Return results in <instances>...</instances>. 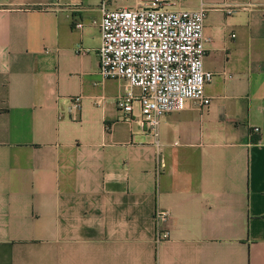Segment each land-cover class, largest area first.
<instances>
[{
	"label": "crops",
	"instance_id": "0c3cea01",
	"mask_svg": "<svg viewBox=\"0 0 264 264\" xmlns=\"http://www.w3.org/2000/svg\"><path fill=\"white\" fill-rule=\"evenodd\" d=\"M201 6L212 100L156 143L99 74L116 0H0V264H264V0Z\"/></svg>",
	"mask_w": 264,
	"mask_h": 264
},
{
	"label": "built area",
	"instance_id": "2783aa9c",
	"mask_svg": "<svg viewBox=\"0 0 264 264\" xmlns=\"http://www.w3.org/2000/svg\"><path fill=\"white\" fill-rule=\"evenodd\" d=\"M134 1L133 7L102 9L99 74L121 81L118 110L127 119L137 107L142 125L157 143L165 114L186 109L188 102L201 110L211 103L204 92L214 76L203 65L207 10L178 8L182 0ZM71 102L79 108L80 97ZM167 216L158 210L156 221L165 222Z\"/></svg>",
	"mask_w": 264,
	"mask_h": 264
},
{
	"label": "rangeland",
	"instance_id": "374dc122",
	"mask_svg": "<svg viewBox=\"0 0 264 264\" xmlns=\"http://www.w3.org/2000/svg\"><path fill=\"white\" fill-rule=\"evenodd\" d=\"M119 5L126 6V7H133L135 1L134 0H116Z\"/></svg>",
	"mask_w": 264,
	"mask_h": 264
}]
</instances>
